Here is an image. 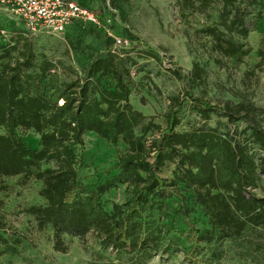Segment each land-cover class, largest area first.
<instances>
[{"label": "trees", "instance_id": "1", "mask_svg": "<svg viewBox=\"0 0 264 264\" xmlns=\"http://www.w3.org/2000/svg\"><path fill=\"white\" fill-rule=\"evenodd\" d=\"M177 3L181 11L205 17L210 16L208 10L215 3L220 5L217 25L195 29L208 37L217 64H222L223 58L241 59L247 54L241 39L249 34L250 14L256 6L258 16L264 11V0ZM76 23L97 27L81 20H74L69 27ZM104 27L102 24L97 28L105 30V38L112 47L114 40ZM128 38L133 42L131 47L119 51L109 47L105 54L92 57L83 75L64 82L58 95L46 92L45 72L54 75L55 67L48 60L37 64L30 37L20 33L0 44V126L8 132L0 133V179L23 176L42 184L39 195L43 203L29 205L26 212L35 218L38 229L52 230L56 251L66 253L70 238L84 242L89 234H96L104 248L136 252L133 264H147L156 252L171 246L170 232L178 231L173 215L187 213L185 201L190 199L202 209L209 223V228L200 232L187 219L188 228L184 230L193 241L188 258L201 261L198 242L214 241L222 246L240 238L248 229H264V196L253 191L264 173V157L256 159L247 143L237 139V129L236 133H219L207 123L209 112L219 109L229 123H246L243 131H250L253 142L264 153V109L241 92L236 93L238 102L212 105L187 91L180 101L184 97L198 101L204 120L199 127L178 130L179 111L174 106L165 114V126L152 120L145 123L146 115L130 101L131 65L135 63L130 50L143 42ZM141 50H147L142 51L146 57L160 59L147 46L143 45ZM37 66L40 71H35ZM175 70L174 73L179 72ZM206 73L199 63H193L192 78L201 79ZM103 77L110 78L111 83L101 84ZM139 125L142 135L135 132ZM153 127L159 133L147 142L144 134ZM18 128L39 134V147L27 145L15 133ZM89 132L112 143L122 140L128 145V150L108 169L118 172L95 188L85 184L80 171L84 135ZM166 161H175L177 165L171 179L158 173ZM50 162L53 165L42 167ZM116 181L127 183L125 201L114 204L113 211L108 212L101 196ZM187 193L191 196L187 197ZM172 197L179 199L175 206L167 203ZM3 203L0 198V207ZM171 216L172 223H166ZM5 227L0 217L2 251L14 248L5 235Z\"/></svg>", "mask_w": 264, "mask_h": 264}, {"label": "rangeland", "instance_id": "2", "mask_svg": "<svg viewBox=\"0 0 264 264\" xmlns=\"http://www.w3.org/2000/svg\"><path fill=\"white\" fill-rule=\"evenodd\" d=\"M96 12L104 28L114 34L130 36L134 41H142L138 48L130 50L135 62L131 78L130 101L133 106L146 115L145 123L152 120L155 124L165 126V114L171 106L179 111L180 127L178 130H192L204 122L197 100L183 98L186 92L194 97L204 98L212 105L226 101L238 102L236 93L241 92L247 100L264 109V11L258 16V7H253L250 14L249 34L241 40L247 54L223 58L222 64L214 60L215 52L211 50L208 37L195 32L203 25H217L220 5L215 3L209 10V17L202 14L181 11L177 0H76ZM20 33L30 37L36 53L37 64L50 61L54 75L46 71L45 87L47 94H59L63 83L83 75L84 67L92 57L105 54L111 47V41L105 38V30L88 24L76 23L62 33H43L28 35L25 26L17 15L0 6V44L7 42ZM14 44V43H12ZM143 45L152 49L159 58L146 57ZM143 51V52H142ZM263 51V55L262 52ZM204 67L207 73L201 78L190 76L193 63ZM52 65V66H53ZM177 69L178 73H174ZM35 71H40L37 66ZM111 83L103 77L101 84ZM172 97H179L173 101ZM180 103V104H179ZM207 123L219 133H232L237 129V139L247 143L257 160L264 157L250 137V131L244 132L243 121L229 123L219 109L209 112ZM264 127V119L262 120ZM137 135H142L141 125L135 128ZM0 133L8 134L0 126ZM24 142L31 147H39L40 135L32 130L18 128L15 130ZM156 128L144 134L147 142L153 135H158ZM85 147L81 152L80 171L89 188L107 183L118 170H108L118 157L128 150V145L120 140L112 143L93 132L84 135ZM53 163H43L42 167ZM177 170L175 161H166L158 173L171 179ZM127 183L116 181L101 196L105 210L112 212L114 204H122L126 197ZM42 184L33 178L16 176L0 179V217L6 223L5 235L14 247L8 251L0 248V264H133L136 252L126 253L103 247L96 234H89L84 242L70 238V247L66 253L53 248L51 229H38L36 220L26 212L31 204L43 203L39 190ZM253 191L264 196V173L257 181ZM187 197L191 194L187 193ZM177 198H169L167 203L175 206ZM187 213H175L173 217L177 232L171 230V246L167 250L156 252L147 264H264V229H248L235 241H226L222 246L214 241L197 243L198 257L201 261L188 258L193 241L184 233L187 219L195 228L203 232L209 228L208 218L202 209L194 206L189 199L185 201ZM159 213V210H157ZM172 216L165 220L172 223ZM69 240V238H68ZM263 244V246H262Z\"/></svg>", "mask_w": 264, "mask_h": 264}, {"label": "built area", "instance_id": "3", "mask_svg": "<svg viewBox=\"0 0 264 264\" xmlns=\"http://www.w3.org/2000/svg\"><path fill=\"white\" fill-rule=\"evenodd\" d=\"M5 7L18 16L28 34L62 33L74 20L102 26L97 14L75 0H0ZM113 38L112 51L129 48L133 42L128 37L106 30Z\"/></svg>", "mask_w": 264, "mask_h": 264}]
</instances>
